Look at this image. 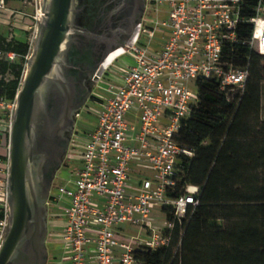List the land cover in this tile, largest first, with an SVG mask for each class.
I'll return each instance as SVG.
<instances>
[{
  "label": "built area",
  "instance_id": "2783aa9c",
  "mask_svg": "<svg viewBox=\"0 0 264 264\" xmlns=\"http://www.w3.org/2000/svg\"><path fill=\"white\" fill-rule=\"evenodd\" d=\"M7 5L0 0V8ZM242 8V0H147L133 35L108 53L104 61L117 52L95 77L114 81L98 97L80 166L47 201L53 222L55 210L65 218L67 264H141L135 250L169 246L175 222L199 204L201 186L187 179L196 151L178 135L198 107L199 79L216 80L234 101L230 94L242 93L249 77L248 66L230 59L235 46L264 55V0L249 17ZM122 57L128 62L114 70ZM4 203L2 239L9 224Z\"/></svg>",
  "mask_w": 264,
  "mask_h": 264
},
{
  "label": "trees",
  "instance_id": "16d2710c",
  "mask_svg": "<svg viewBox=\"0 0 264 264\" xmlns=\"http://www.w3.org/2000/svg\"><path fill=\"white\" fill-rule=\"evenodd\" d=\"M259 2L242 0L243 14ZM33 46L0 33V102H15ZM230 57L249 68L244 91L230 101L216 80L199 79L198 107L178 135L196 151L187 179L201 186L199 204L175 222L169 246L135 250L141 264H264V55L238 44ZM6 216L0 201V223Z\"/></svg>",
  "mask_w": 264,
  "mask_h": 264
},
{
  "label": "water",
  "instance_id": "95a60500",
  "mask_svg": "<svg viewBox=\"0 0 264 264\" xmlns=\"http://www.w3.org/2000/svg\"><path fill=\"white\" fill-rule=\"evenodd\" d=\"M41 9L38 35L16 96L9 132V224L0 243V264L46 261L42 257L47 232L43 204L46 170L64 145L66 123L85 103L76 102L77 81L70 73L74 65L68 58L76 33L77 0H43ZM110 51L91 76L100 72Z\"/></svg>",
  "mask_w": 264,
  "mask_h": 264
},
{
  "label": "flooded vegetation",
  "instance_id": "af4514ba",
  "mask_svg": "<svg viewBox=\"0 0 264 264\" xmlns=\"http://www.w3.org/2000/svg\"><path fill=\"white\" fill-rule=\"evenodd\" d=\"M147 8V0H77L76 33L68 51V58L74 68L70 73L77 81L76 102L87 101L92 92L91 74L101 62L108 48L124 44L133 35L138 22ZM117 52L111 53L104 61L102 69L113 59ZM81 109V108H80ZM79 110V109H78ZM76 110L63 129L64 145L56 160L46 170L44 201L46 209L47 232L42 245V264L51 259L50 231L53 218L52 208L47 205L49 196L57 185L56 179L62 167L67 164L69 151L76 134ZM54 111V110H53ZM55 115V112L52 113ZM43 247L47 254H44ZM47 255V256H46Z\"/></svg>",
  "mask_w": 264,
  "mask_h": 264
},
{
  "label": "rangeland",
  "instance_id": "374dc122",
  "mask_svg": "<svg viewBox=\"0 0 264 264\" xmlns=\"http://www.w3.org/2000/svg\"><path fill=\"white\" fill-rule=\"evenodd\" d=\"M43 0H13L8 3L6 9L0 8V33L7 35L8 37L19 36L29 39V41H36L39 29V23L32 21V17L39 22L38 13L42 7ZM159 40V39H157ZM120 45H115L108 48V51L114 49ZM128 57H122L115 62L113 69L123 65L124 62H128ZM129 59V58H128ZM106 70V69H105ZM95 74L91 76L92 92L89 94L88 100L81 107V116L76 121V134L73 140V144L69 151L68 162L60 170V175L56 179L58 185H68L69 181L73 179L74 172L81 163V152L83 146V139L89 131H91L98 119V113L100 111V103L98 97H105L108 95L106 90L107 85L114 81L108 74L99 83ZM97 83L99 85H97ZM193 90L196 92L197 87L194 85ZM14 102H0V154L2 156H8L9 146V132L10 126L15 112ZM130 120V119H129ZM132 120L130 123L132 124ZM137 124V123H136ZM8 134V135H7ZM7 177H8V162L0 160V201H6L7 193ZM65 201H62L63 204ZM54 222L50 231L57 241L62 246V231L65 218L63 214L55 210ZM2 225H0V243L2 239ZM5 236V235H4ZM53 237V236H52ZM54 238V239H55ZM60 238V239H59ZM53 239V240H54ZM62 251V250H61Z\"/></svg>",
  "mask_w": 264,
  "mask_h": 264
},
{
  "label": "crops",
  "instance_id": "0c3cea01",
  "mask_svg": "<svg viewBox=\"0 0 264 264\" xmlns=\"http://www.w3.org/2000/svg\"><path fill=\"white\" fill-rule=\"evenodd\" d=\"M52 236L53 237L51 239V259L49 264H67L66 261L63 260V256L61 254L62 246L57 241V237L55 238L54 234Z\"/></svg>",
  "mask_w": 264,
  "mask_h": 264
},
{
  "label": "bare ground",
  "instance_id": "6f19581e",
  "mask_svg": "<svg viewBox=\"0 0 264 264\" xmlns=\"http://www.w3.org/2000/svg\"><path fill=\"white\" fill-rule=\"evenodd\" d=\"M38 16H39V19H40L41 16H42V11L41 10L39 11Z\"/></svg>",
  "mask_w": 264,
  "mask_h": 264
}]
</instances>
